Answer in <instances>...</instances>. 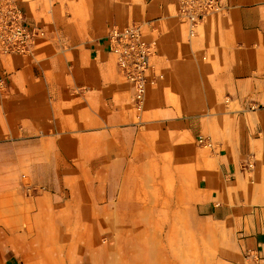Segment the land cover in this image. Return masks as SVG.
<instances>
[{"label": "crops", "instance_id": "crops-1", "mask_svg": "<svg viewBox=\"0 0 264 264\" xmlns=\"http://www.w3.org/2000/svg\"><path fill=\"white\" fill-rule=\"evenodd\" d=\"M19 4L44 34L0 55V264H264V0L193 35L175 0ZM135 24L141 111L107 47Z\"/></svg>", "mask_w": 264, "mask_h": 264}, {"label": "built area", "instance_id": "built-area-1", "mask_svg": "<svg viewBox=\"0 0 264 264\" xmlns=\"http://www.w3.org/2000/svg\"><path fill=\"white\" fill-rule=\"evenodd\" d=\"M177 15L188 21L190 34L205 18L222 7L220 0H175ZM44 31L31 25L25 16L19 0H0V55L22 54L31 51L35 40ZM108 50L115 57L121 74L133 87V102L138 111L143 108L147 87L154 82L148 76L150 58L155 47L143 36L139 24L125 29L112 27L107 34ZM0 82H4L0 80ZM256 108V106H251ZM199 142L209 145L207 137L201 136Z\"/></svg>", "mask_w": 264, "mask_h": 264}, {"label": "rangeland", "instance_id": "rangeland-1", "mask_svg": "<svg viewBox=\"0 0 264 264\" xmlns=\"http://www.w3.org/2000/svg\"><path fill=\"white\" fill-rule=\"evenodd\" d=\"M43 189H44V187H42V186L39 187L36 185H30L29 194L34 195L35 193L42 191ZM102 241L106 242V243L107 242L111 243V242H113V238H110L108 236H104V237H102Z\"/></svg>", "mask_w": 264, "mask_h": 264}, {"label": "bare ground", "instance_id": "bare-ground-1", "mask_svg": "<svg viewBox=\"0 0 264 264\" xmlns=\"http://www.w3.org/2000/svg\"><path fill=\"white\" fill-rule=\"evenodd\" d=\"M119 184V183H118ZM112 202V201H111ZM148 205V204H147ZM108 207V206H107ZM143 207H145V206H143ZM253 216V215H252ZM108 219V218H107ZM211 233V232H210ZM117 236V235H116ZM156 241V240H155ZM157 242V241H156ZM92 243V242H91ZM220 243V242H219ZM158 244H159V242H158ZM148 246H149V244H148ZM152 246V245H151ZM157 246V245H156ZM159 246V245H158ZM146 249V248H145ZM137 254V253H136ZM159 257V256H158ZM212 260V259H211ZM196 261V260H195ZM212 262V261H211ZM214 263V262H213ZM209 264H211V263H209Z\"/></svg>", "mask_w": 264, "mask_h": 264}]
</instances>
